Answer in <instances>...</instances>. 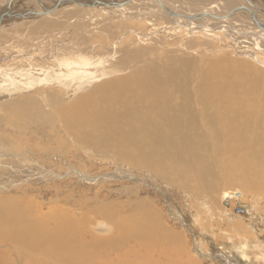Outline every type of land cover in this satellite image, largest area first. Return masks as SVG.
Segmentation results:
<instances>
[{"label":"bare ground","instance_id":"bare-ground-1","mask_svg":"<svg viewBox=\"0 0 264 264\" xmlns=\"http://www.w3.org/2000/svg\"><path fill=\"white\" fill-rule=\"evenodd\" d=\"M14 1L5 2L0 12V36L9 39L2 46L12 48L0 57L5 73L0 91L59 87L40 90L39 100H28L36 120L28 113L23 133L34 132L35 124H49L50 143L40 146L67 156L68 140L78 150L113 156L116 162L199 194L213 195L222 187L213 179L227 175L244 183L243 191L264 195V64L258 58V52L264 54V0H74L89 11L74 5L55 8L58 0H30L28 6L26 0ZM79 12H85L80 16L85 20ZM136 20L147 21L153 32L124 33L136 27ZM114 29L121 36L111 35ZM183 31L225 36L238 54L254 63L216 58L206 54L209 50L192 55L187 47L159 57L160 33L175 38ZM129 33L137 35L139 45L121 48ZM152 43L156 47L147 48ZM34 71L45 72V77L35 78ZM76 84L66 102L71 98L67 91ZM13 106L8 104L5 111L12 113ZM6 119L0 116V124ZM0 143L10 145L1 138ZM5 154L0 156H14ZM237 169L246 175L245 182L232 174ZM243 195L227 192L221 198ZM24 198H0V264H98L95 249L106 244L110 250L126 248L121 254L125 257L117 256L122 264H163L160 258L165 264H184L182 237L164 230L148 203L142 215L131 218L136 223L108 219L117 232L105 243L84 239L83 221L56 207L51 216H37L35 207L41 205L28 195ZM102 208L96 213L104 214ZM132 242L137 249H128ZM99 262L115 264L109 257ZM186 264H193L189 256Z\"/></svg>","mask_w":264,"mask_h":264},{"label":"rangeland","instance_id":"rangeland-1","mask_svg":"<svg viewBox=\"0 0 264 264\" xmlns=\"http://www.w3.org/2000/svg\"><path fill=\"white\" fill-rule=\"evenodd\" d=\"M200 1L197 0V2ZM5 2L7 3L8 0H0V12L6 6ZM24 3L27 6L31 4L30 0ZM35 3L38 4L37 1ZM68 5L75 6L71 3L62 6L66 8ZM75 7L81 10L87 8L86 6ZM86 10L89 11V9ZM83 13L85 14V12L77 13L81 21L85 20L80 17L84 16ZM134 26L136 27L125 29L124 33L128 30H135L144 35L153 32L152 26L145 20H136ZM105 29L108 31V28ZM14 30L15 28H12V31ZM119 31L120 29H114L111 35L121 36ZM216 33L220 34V32ZM160 37L156 42L160 46L157 50L159 57L169 51L172 52L173 49L187 47L192 55H200L199 52L209 50L206 54L211 52L216 58L230 60L243 58V61L248 60L254 63L253 60L245 59L238 54L234 43L225 36L221 39L213 35H188L183 31L176 32L175 38H171L167 32L160 33ZM102 38L107 39V37ZM8 41L9 39L5 36H0V57L12 49L4 50L5 46L2 45L5 42L7 44ZM138 41L136 34L129 33L121 48L136 47L139 45ZM103 44L107 45L104 42ZM155 47V43H152L147 48ZM217 49L222 52H214ZM258 54L259 60L264 64V54L260 52ZM153 56L156 55L153 54ZM31 60L34 59H28V61ZM2 67L4 66L0 64V68ZM56 71L63 72L61 69ZM44 73L34 71L32 75L35 78H42V76L45 77ZM4 74L0 71V85L5 83ZM77 83L80 82L77 81ZM76 86L77 84L67 91L71 98L66 97V102L73 98ZM48 87L59 89L54 84H44L40 90ZM40 90L35 87L28 91L11 93L0 91V116L8 118L0 124V138L10 143L7 146L0 143V154L14 155L13 157L0 156V187L4 188L0 190V198L19 195L25 199L24 196L28 195L36 204L41 205V207H35L37 216H51L54 211L51 208L56 207L69 216L83 221L81 233L84 239L97 238L105 243H108V240L111 241L117 232L112 221L136 223V221L132 222L131 218L142 215L144 210H141H146L148 203L153 208L150 214H157L164 230L167 229L170 233L173 232L174 235L182 237L184 246L181 258L184 264L187 263L188 256L193 264H264V195L261 192H246L247 187L244 183L239 185L240 181L235 182L225 175L219 180L213 179V183L218 182H216L218 187L222 186L213 195L212 193L199 194L182 186L164 183L165 181H161L152 173L137 169L133 165L116 162L113 156H103L99 152L84 151L82 148L78 150L68 140L65 146L67 156H63L62 152L54 148L40 146L39 142L43 145L50 143L49 133L52 129L48 126L49 124H35L36 131L26 130L27 134L23 133L27 114L32 112L30 118L33 117L34 121L36 120V112L27 105L28 100H39ZM8 104L14 105L12 113L5 111L7 108L5 106ZM41 129L45 133L41 132ZM54 146H56L55 143ZM232 174L234 176L240 174L244 182L246 181V175L242 171L237 169ZM226 178L231 182L226 184ZM227 192H235V194L243 192L244 195L241 199L235 196L233 199L223 200L222 193ZM29 206L32 208V203ZM102 206L106 207V210ZM100 207L104 210V214L96 213ZM56 222L54 218L50 225L53 226ZM103 224L108 225V231ZM92 228H97L98 233L96 234ZM122 239H125L124 234ZM107 245L95 249L98 257L96 262L106 264V262L100 263L99 260L109 257L114 259L115 264H122L117 256L123 258L124 255L121 254L126 248L121 246V248L110 250ZM4 246L7 248L8 243H4ZM129 248L137 249L138 247L132 242L128 245ZM151 248L152 246H150V252ZM101 250L104 252L102 255H100ZM160 260L165 264L163 259L160 258ZM147 262L144 261L143 264H148ZM137 263L139 261H132L130 264Z\"/></svg>","mask_w":264,"mask_h":264},{"label":"water","instance_id":"water-1","mask_svg":"<svg viewBox=\"0 0 264 264\" xmlns=\"http://www.w3.org/2000/svg\"><path fill=\"white\" fill-rule=\"evenodd\" d=\"M66 3H72V4H76V5H78L74 0H58L57 1V3H56V5H55V8H57V7H59V6H62V5H64V4H66ZM97 4V6H100L101 5V3H96ZM86 6V5H83V4H79V6ZM119 5V4H118ZM9 15H12V16H15L14 14H12V13H8V15L7 16H9ZM1 19H3V17H1L0 18V21H1ZM230 264V263H229Z\"/></svg>","mask_w":264,"mask_h":264}]
</instances>
